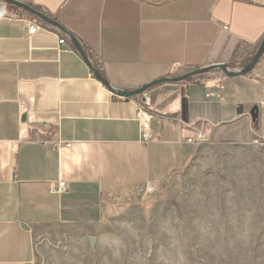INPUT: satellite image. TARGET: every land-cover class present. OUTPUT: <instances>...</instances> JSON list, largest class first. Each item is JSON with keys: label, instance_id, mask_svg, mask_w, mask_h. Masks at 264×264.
Listing matches in <instances>:
<instances>
[{"label": "crops", "instance_id": "crops-1", "mask_svg": "<svg viewBox=\"0 0 264 264\" xmlns=\"http://www.w3.org/2000/svg\"><path fill=\"white\" fill-rule=\"evenodd\" d=\"M12 1L62 32L27 39L24 22L7 19L18 8L0 3V264H39V240L58 230L90 237L146 183L180 169L199 131L207 139L242 127L264 140V52L242 76L187 77L243 70L264 38V0ZM92 70L117 91L185 78L122 100ZM144 97L146 144L136 105ZM59 182L65 191L51 193Z\"/></svg>", "mask_w": 264, "mask_h": 264}, {"label": "rangeland", "instance_id": "rangeland-1", "mask_svg": "<svg viewBox=\"0 0 264 264\" xmlns=\"http://www.w3.org/2000/svg\"><path fill=\"white\" fill-rule=\"evenodd\" d=\"M89 236L93 249L76 230L40 239L39 264H264V140L242 127L217 132Z\"/></svg>", "mask_w": 264, "mask_h": 264}, {"label": "water", "instance_id": "water-1", "mask_svg": "<svg viewBox=\"0 0 264 264\" xmlns=\"http://www.w3.org/2000/svg\"><path fill=\"white\" fill-rule=\"evenodd\" d=\"M0 3L3 4H7L10 5L12 7H16L19 8L27 13H29L30 15L38 18L39 20L53 25L54 27L61 29L57 24H55L50 18H48L46 15L42 14L40 11H37L36 9L25 5V4H21L12 0H0ZM62 31V29H61ZM74 47L77 50V52L79 53V55L83 58L84 62L90 66L89 60L86 57L85 53L83 52L82 48L80 47V45L74 40ZM264 52V38L262 39L260 46L255 54V56L253 57V59L247 64V66H245V68L243 70L237 71V72H232L229 71L225 66L223 65H217V66H213V67H209V68H204L202 70L193 72L191 74H189L187 77L189 76H195L198 74H202L205 72H209V71H213V70H218L221 72V74H223L226 77L232 78V77H238V76H242L245 75L247 73H249L254 66L256 65V63L258 62V60L260 59L262 53ZM93 75L108 89L111 91L112 94L117 95L119 97L122 98H126V99H130V98H134V97H138L142 94H144L146 91H148L151 87H153L154 85L157 84H161V83H165V82H171V83H175V82H179L181 80H183L185 77H181V78H174V79H159V80H155L149 84H146L145 86H142L136 90L133 91H117V90H113L112 88H110L108 86V83L100 76V74L94 70H92ZM249 115L251 117V119L253 121L256 120L257 116H258V109L256 106H253L249 112ZM89 241V246L91 249H93L94 247V238L93 237H89L88 239Z\"/></svg>", "mask_w": 264, "mask_h": 264}, {"label": "built area", "instance_id": "built-area-1", "mask_svg": "<svg viewBox=\"0 0 264 264\" xmlns=\"http://www.w3.org/2000/svg\"><path fill=\"white\" fill-rule=\"evenodd\" d=\"M8 21H19V22H24L26 25V38L30 39L33 35H35L38 31L40 30H45V31H53V30H58L57 28H51L47 25H44L43 22L39 19H35L34 16L29 15L28 13L24 11H17L14 10L12 14L7 17ZM226 29V28H225ZM65 43V40L63 38L58 39V46H61ZM114 95V94H112ZM118 97L119 99L122 100H132V99H126L119 97L117 95H114ZM136 102V101H135ZM137 105V120L140 124V141L144 144L148 143L151 138H152V133L151 130L141 122L142 120V114H146V107L148 106V99L144 97L143 103L136 102ZM206 139V134L202 131H199L196 133L194 139H188L186 142L188 144H199L203 142ZM55 148L59 149L62 146L69 148L70 143H65L58 141L55 144ZM65 191V183L64 182H59L57 186H53L50 188V192L53 194H61ZM156 192V185L152 183H146L140 190H138V196H141V198H145L148 195H152Z\"/></svg>", "mask_w": 264, "mask_h": 264}, {"label": "trees", "instance_id": "trees-1", "mask_svg": "<svg viewBox=\"0 0 264 264\" xmlns=\"http://www.w3.org/2000/svg\"><path fill=\"white\" fill-rule=\"evenodd\" d=\"M203 132V131H202Z\"/></svg>", "mask_w": 264, "mask_h": 264}]
</instances>
